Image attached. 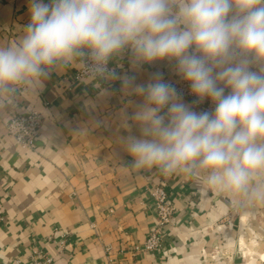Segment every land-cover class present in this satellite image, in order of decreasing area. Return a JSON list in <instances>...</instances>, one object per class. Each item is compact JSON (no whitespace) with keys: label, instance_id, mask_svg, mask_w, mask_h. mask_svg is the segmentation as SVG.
Instances as JSON below:
<instances>
[{"label":"crops","instance_id":"obj_1","mask_svg":"<svg viewBox=\"0 0 264 264\" xmlns=\"http://www.w3.org/2000/svg\"><path fill=\"white\" fill-rule=\"evenodd\" d=\"M28 9L29 0H0V46L24 34ZM111 63L116 78L76 82L81 66L58 65L35 91L21 85L0 96V264H30L36 247L55 264H264V201L237 202L202 177L130 166L122 139L140 134L131 116L143 98L120 78L146 85L160 74L174 86L182 79L175 61L136 65L125 49ZM32 110L44 122L35 149L25 150L6 125ZM161 181L174 200L173 224L161 251L136 259L126 251L156 228L151 190Z\"/></svg>","mask_w":264,"mask_h":264},{"label":"clouds","instance_id":"obj_2","mask_svg":"<svg viewBox=\"0 0 264 264\" xmlns=\"http://www.w3.org/2000/svg\"><path fill=\"white\" fill-rule=\"evenodd\" d=\"M28 10L24 34L0 46V96L35 91L53 66L84 67L85 55L89 79L116 78L108 63L125 49L136 65L175 61L214 110H195L160 74L120 78L143 98L131 116L140 134L122 139L130 166L264 201V0H29Z\"/></svg>","mask_w":264,"mask_h":264},{"label":"built area","instance_id":"obj_3","mask_svg":"<svg viewBox=\"0 0 264 264\" xmlns=\"http://www.w3.org/2000/svg\"><path fill=\"white\" fill-rule=\"evenodd\" d=\"M82 65L77 74L75 81L79 82L82 79L88 78L85 67L90 65V61L86 55ZM108 68L113 72L114 65L111 60L108 63ZM106 77H96L94 79L101 80ZM174 87L180 95L191 102L195 110H213L214 105L208 101H199L197 97L193 96L190 91L189 84L182 79L175 83ZM44 119L40 112L32 110L25 113L13 115L6 125V131L15 142L25 150L35 149L38 136L42 131ZM151 195L154 199L156 212V228L150 232L143 244H136L130 247L127 253L132 257L138 259L143 255L156 254L162 250L166 240V228L173 224V217L175 213L174 200L167 190L166 183L161 181L155 185L151 190ZM4 219V213L0 205V221ZM60 249H66V237L60 244ZM108 254H111L112 248L106 245ZM30 264H55V257L49 252L40 247L34 248L30 255Z\"/></svg>","mask_w":264,"mask_h":264},{"label":"rangeland","instance_id":"obj_4","mask_svg":"<svg viewBox=\"0 0 264 264\" xmlns=\"http://www.w3.org/2000/svg\"><path fill=\"white\" fill-rule=\"evenodd\" d=\"M252 238H253V236H252Z\"/></svg>","mask_w":264,"mask_h":264}]
</instances>
